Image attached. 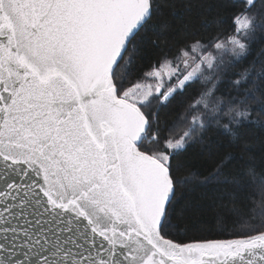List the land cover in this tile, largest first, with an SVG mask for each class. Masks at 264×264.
Here are the masks:
<instances>
[{
    "label": "snow or ice",
    "instance_id": "1",
    "mask_svg": "<svg viewBox=\"0 0 264 264\" xmlns=\"http://www.w3.org/2000/svg\"><path fill=\"white\" fill-rule=\"evenodd\" d=\"M175 7L0 0V264H264V174L179 162L264 127V0L170 39Z\"/></svg>",
    "mask_w": 264,
    "mask_h": 264
},
{
    "label": "trees",
    "instance_id": "2",
    "mask_svg": "<svg viewBox=\"0 0 264 264\" xmlns=\"http://www.w3.org/2000/svg\"><path fill=\"white\" fill-rule=\"evenodd\" d=\"M224 2L225 0H193L194 6L190 11H187L183 7L187 3V0H174L176 5L174 12L176 14L168 18L169 23L172 25L170 39H180L186 28L200 29L202 21L215 19L217 13H223V17L227 19L230 13L221 7ZM229 26V24L225 25V27ZM213 30H215V25L213 26ZM261 47H264V45ZM259 50L257 49V52ZM154 52L155 50H152L148 53L149 60L154 58ZM178 111H181L178 104H173L170 108L162 110L160 113L162 125L171 123ZM216 151L217 154L213 155L211 151L201 153L199 150H190L180 158L179 162L189 171L202 172L207 176L208 169L213 166L219 155L227 152L236 157V162L231 163L229 168L233 173L241 171L247 162L252 161L256 166L257 173L264 174V127L252 126L244 128L240 134L239 147L217 148ZM212 197L213 193L211 189H197L191 194L190 200L199 206L198 208H194L189 214L193 222L199 223L201 219L210 221L215 213L219 211L218 208L211 206L213 202ZM192 234H196L195 231Z\"/></svg>",
    "mask_w": 264,
    "mask_h": 264
}]
</instances>
